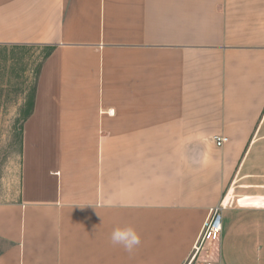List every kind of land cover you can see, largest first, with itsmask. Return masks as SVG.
Returning a JSON list of instances; mask_svg holds the SVG:
<instances>
[{
    "label": "crops",
    "instance_id": "crops-1",
    "mask_svg": "<svg viewBox=\"0 0 264 264\" xmlns=\"http://www.w3.org/2000/svg\"><path fill=\"white\" fill-rule=\"evenodd\" d=\"M27 46L0 264H264V0H0V49ZM220 204L218 249L189 262Z\"/></svg>",
    "mask_w": 264,
    "mask_h": 264
},
{
    "label": "rangeland",
    "instance_id": "rangeland-1",
    "mask_svg": "<svg viewBox=\"0 0 264 264\" xmlns=\"http://www.w3.org/2000/svg\"><path fill=\"white\" fill-rule=\"evenodd\" d=\"M43 56L44 49L32 46L0 49V187L6 167L18 163L21 116L28 109ZM210 255L211 248L205 247L201 257Z\"/></svg>",
    "mask_w": 264,
    "mask_h": 264
},
{
    "label": "built area",
    "instance_id": "built-area-1",
    "mask_svg": "<svg viewBox=\"0 0 264 264\" xmlns=\"http://www.w3.org/2000/svg\"><path fill=\"white\" fill-rule=\"evenodd\" d=\"M108 113H113L108 111ZM213 141L217 147H221L227 142V138L222 136H214ZM223 209L222 204L214 208L211 212L210 218L205 222L200 232L198 240L193 248L190 260L194 259L196 255L203 251L205 247L213 246L214 250L218 249V245L222 235V223H221V211ZM212 250V249H211ZM206 264H214L213 261Z\"/></svg>",
    "mask_w": 264,
    "mask_h": 264
},
{
    "label": "clouds",
    "instance_id": "clouds-1",
    "mask_svg": "<svg viewBox=\"0 0 264 264\" xmlns=\"http://www.w3.org/2000/svg\"><path fill=\"white\" fill-rule=\"evenodd\" d=\"M110 240L114 245L122 246L129 253L133 252L141 243L139 234L132 226L114 227Z\"/></svg>",
    "mask_w": 264,
    "mask_h": 264
},
{
    "label": "trees",
    "instance_id": "trees-1",
    "mask_svg": "<svg viewBox=\"0 0 264 264\" xmlns=\"http://www.w3.org/2000/svg\"><path fill=\"white\" fill-rule=\"evenodd\" d=\"M33 95H34V90H33L32 96L30 97V99L28 101V109L21 116L22 117L21 118V121L25 120L31 114V112H32V108H33Z\"/></svg>",
    "mask_w": 264,
    "mask_h": 264
}]
</instances>
